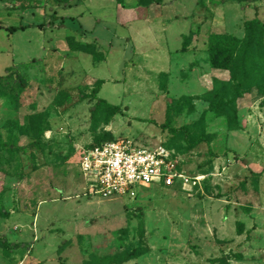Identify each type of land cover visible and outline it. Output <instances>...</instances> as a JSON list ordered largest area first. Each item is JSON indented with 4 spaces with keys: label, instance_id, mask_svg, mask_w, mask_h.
Returning a JSON list of instances; mask_svg holds the SVG:
<instances>
[{
    "label": "rangeland",
    "instance_id": "rangeland-1",
    "mask_svg": "<svg viewBox=\"0 0 264 264\" xmlns=\"http://www.w3.org/2000/svg\"><path fill=\"white\" fill-rule=\"evenodd\" d=\"M256 11L264 23V0H0V264H264ZM20 24L44 29L6 30ZM98 98L125 115L93 113ZM116 139L166 148L189 182L88 195L81 155Z\"/></svg>",
    "mask_w": 264,
    "mask_h": 264
},
{
    "label": "built area",
    "instance_id": "built-area-1",
    "mask_svg": "<svg viewBox=\"0 0 264 264\" xmlns=\"http://www.w3.org/2000/svg\"><path fill=\"white\" fill-rule=\"evenodd\" d=\"M81 171L88 180L87 194L102 198L133 193L137 186L174 187L189 182L172 153L135 140H108L84 150Z\"/></svg>",
    "mask_w": 264,
    "mask_h": 264
},
{
    "label": "trees",
    "instance_id": "trees-1",
    "mask_svg": "<svg viewBox=\"0 0 264 264\" xmlns=\"http://www.w3.org/2000/svg\"><path fill=\"white\" fill-rule=\"evenodd\" d=\"M117 2L120 5H123V0H117ZM162 3H163V0H137V4L139 6H148L150 4L161 5ZM58 19H60V24H59L60 26H63L66 23L64 17L58 18L55 15H53L52 22H56V21H58ZM253 24L259 26V35H258V38H257L258 42L255 45L256 47L258 46V48H259V47L262 46L263 39H264V23H262L259 20V18H258V12L257 11H256V18L254 20H252V21L249 22V25L250 26H252ZM31 26L38 27L40 29H44V24H40V25H28V26H25V25L20 24L19 26H11V27L7 28L6 30L9 31V33H12L13 34V33L17 32L19 30H24L27 27H31ZM213 39H214V40H212V44L214 46V50L213 51H214L215 57L217 58V56L218 55L220 56L221 54H220V51H219L220 49L217 48V47H215V45H218L222 40H223V44H225L226 39H224V36H217V37H215ZM249 40H250V44L251 45H254L255 44V40H254V37L253 36H251L249 38ZM248 54H249V52H248ZM255 55H256V60H257L255 62L260 63L259 73H261L263 71L264 59L260 56V53L259 52L255 53ZM230 61H232L231 57H230ZM254 67L255 66L252 65L250 68H254ZM100 106H104V107H106L108 109L109 116H115V115H119V114L125 115L124 112L119 107L113 106V105L109 104L108 102H106L104 99H101V98H98L96 105L92 108V112L95 113L100 108ZM235 112H236V114H237V112H239L237 108H236ZM197 143H198V141H197ZM97 145H100V144L99 143L98 144H93L92 146H90V148L95 147ZM0 243H1V245L3 246V248L5 250H7L9 248V245L10 244L8 243V241L6 239L0 241Z\"/></svg>",
    "mask_w": 264,
    "mask_h": 264
}]
</instances>
